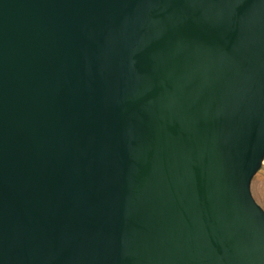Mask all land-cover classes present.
Wrapping results in <instances>:
<instances>
[{
  "label": "water",
  "instance_id": "obj_1",
  "mask_svg": "<svg viewBox=\"0 0 264 264\" xmlns=\"http://www.w3.org/2000/svg\"><path fill=\"white\" fill-rule=\"evenodd\" d=\"M264 0H0V264H264Z\"/></svg>",
  "mask_w": 264,
  "mask_h": 264
},
{
  "label": "rangeland",
  "instance_id": "obj_2",
  "mask_svg": "<svg viewBox=\"0 0 264 264\" xmlns=\"http://www.w3.org/2000/svg\"><path fill=\"white\" fill-rule=\"evenodd\" d=\"M251 192L255 201L264 210V161L261 169L255 175L251 184Z\"/></svg>",
  "mask_w": 264,
  "mask_h": 264
}]
</instances>
